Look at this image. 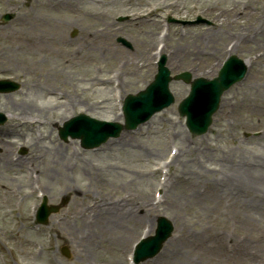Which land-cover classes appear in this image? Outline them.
<instances>
[{
    "label": "rangeland",
    "instance_id": "374dc122",
    "mask_svg": "<svg viewBox=\"0 0 264 264\" xmlns=\"http://www.w3.org/2000/svg\"><path fill=\"white\" fill-rule=\"evenodd\" d=\"M47 1L0 0V28L12 25L19 12H32L34 15L46 16V19L53 20L50 23L51 27L58 26L59 29H56L58 33L64 34V36L73 42V50L78 48L80 44H84V41L80 42V38L83 36V28L86 25H90L89 29L87 28L89 30L87 33H93L94 27L98 31L99 28V30H103V28L111 24L113 31L116 33L115 36L112 35L111 37L112 44L133 52L135 49L141 48L137 40H142L143 32L152 30L158 36L161 28L168 26L169 37L165 42L167 54L181 44L183 46L188 44V41L192 37L191 34L199 36V40L195 41V49L205 50L209 48L212 52H215V42H219L218 32L223 35L227 31L222 26L225 18H227L223 11L233 9V7L237 9L233 0H230L231 2L226 4L223 2L217 3L216 0H119L121 5L114 7L103 6L105 8L104 11L109 13L110 19L104 18V21L89 22L76 14L51 15L45 5ZM174 1L182 3L180 7L183 9L181 10L180 7L176 8L172 6ZM262 2L263 0H256V3ZM151 6L157 7V11L153 14L154 19L159 21V24L156 26L151 23H142V20L138 19V16L143 15ZM93 7L99 9L97 6H89V8ZM241 8L239 6V10ZM7 14L10 15V19L4 22L3 17ZM120 17L127 19L124 22H120ZM198 18H202L204 22L197 24ZM213 34H216V37ZM119 38H124L130 45L127 46L120 43L118 41ZM231 40L234 39L231 37ZM191 41L193 40L189 42ZM156 45L157 43L153 44L150 50L154 51ZM248 46L251 47V44ZM231 53L245 62L254 60L257 65L255 68L264 77V57L261 56L263 54L262 51L255 53L235 48ZM229 55L230 51L223 49L216 57L210 56V60L207 59L205 65L207 63V67H214V73L212 70L210 72L209 68H205L209 72L205 74L200 71V68L196 67L194 70L198 71L196 73H200L197 76L210 79L217 77L222 63ZM103 57V62L94 60L92 63L84 64L81 68L71 67V69H68L67 73L69 77H66L68 78L67 86H63L60 83L61 77L54 75V70L59 69L56 67L58 61L43 57V75L39 81L45 87L53 86L54 95L51 98H54L56 103L69 102L68 93L77 90L81 96L84 93L83 100L89 98L92 99L91 101L101 102L105 97L109 98V104L114 110L113 113L116 114L117 109L112 96V83L110 82V85H105L101 81H112V74L117 73L118 70L117 61L113 59L111 61L108 55H104ZM154 63L155 60H151V67H145L146 69L135 78L128 76L124 77V79H115L119 80L120 83L122 82L120 89L125 97L128 94H136L144 90L154 80L157 74V64ZM187 64L183 63L182 65L171 66L170 61L168 60L167 62V66L173 76L188 71L192 73V68H189ZM107 66L108 68H106ZM249 73L250 70H248V75ZM7 79L20 84V89L14 93L0 94V112L5 114L8 119L3 126H0V160L3 161V158L8 154L13 157L18 156L20 160L17 162H22V170L16 173L5 172L4 174L0 170V244H4V254L6 256V263L0 261V264H116L114 261H120V264H129L127 258L131 253L133 244L139 240L140 235L149 234V232H145L146 227H153L154 229L150 235L154 233L158 217L165 216L172 222L174 226L173 238L184 222H189L190 227L188 230L194 233L198 230L197 225L200 220L208 221L213 217L211 216L212 210L206 208L204 203L202 205L203 208L196 207L192 211L189 210L191 207L187 206V202L182 200L176 211L171 212L167 209V205L172 200L174 194L182 196L180 182L178 183L179 177L180 179H186L187 185H196L195 191H198L201 187V192L204 193L203 196H207L208 191L202 188V186H214L215 182L222 181L223 162H225L222 161V158L225 157L226 153L232 151L236 155L235 159L238 160L241 158H251L252 153L250 151L259 150L261 147L264 149V116L246 119V123L251 120L254 123L253 126L249 127L245 126L244 120L243 123L241 119L238 121L237 118L228 120L231 124L234 120L236 121V124L232 125V128H234L233 132H226L229 126L225 124V121L220 122L219 120L218 113L225 95L230 91L237 93L235 90L242 85V82L234 85L224 93L220 109L214 115L212 126L208 133L199 137L193 136L188 132L185 119L181 118L178 112L179 102L188 96L190 86L183 82H172L171 88L176 98L173 106L155 115L149 122L142 125L139 130L123 132L119 138L113 139L120 143L117 148L105 153H99V150L104 147L103 145L95 150H86V153L98 151L95 154H99L94 158L93 162L100 164L99 166L104 169L103 172L107 174L108 186H106V190L102 189L104 188L103 185L94 182L96 170L90 167L88 171L77 169L74 173L69 174V180L72 183L75 182L76 187L87 183L83 182V175L84 177L88 176V174L90 176L93 175L91 176L93 182L91 191L96 194V198L93 196L92 200L105 197L108 201L113 199L115 202L126 203L125 205L128 208H137L135 212L137 214L134 219L139 223V225L137 223L133 235L125 232V230L128 229L127 226L131 230L132 224L136 225L135 220H132L131 225L127 223L118 226V229L122 231L121 235H123L120 240L121 244L118 246L109 245L106 241V236L101 231H98L97 237L90 244V247L83 254H78L79 241L80 239L83 240L85 235L81 233V222L79 220L73 218L68 221V214L72 216L73 213L71 211L74 206L73 193L66 191L69 182L64 181L62 177L51 179L50 181V179H46L41 173L44 169L49 168V156L46 155L47 152L45 150L46 147H50L51 141L55 142V147L60 146L63 149L69 150V153H74L77 150L82 153L84 150L80 147L78 140L70 139L68 142L60 140L58 136L59 126L80 113L91 116H94V114L88 113L87 108L83 104H79L76 108H73L72 105L68 108L64 106L61 110L59 108V112L56 114L52 113L48 117H42L40 122L37 119L29 118L20 121L19 119L22 118L20 112L7 111L6 106L10 105V101L12 103H20L25 99V95H29V89L31 88L28 82L31 79L21 71H0V80ZM123 81L130 85L124 86ZM86 88L89 90L84 92ZM180 90H184L185 93L180 95ZM32 94L33 91L30 95ZM62 97L66 99L59 100ZM44 101L43 98H39L40 103ZM24 121H26V124L22 125ZM112 122L123 123L124 120L122 118L119 121ZM237 122L239 124L238 127ZM27 127L30 129H27ZM14 130L24 131V137L20 140L14 136V133L12 134ZM180 132H184V135L181 136ZM229 133L232 135H229ZM124 138L127 141H123ZM183 141H185V144ZM259 142L260 144H258ZM35 143L39 150H36V147H30ZM207 144L214 148L212 150L205 149ZM172 149H178V151L183 149L184 155L178 162H173L166 179L160 180L162 176L166 175L163 173L164 168L162 164L169 159ZM84 158L90 159L86 154H84V157H81V159ZM78 163L79 166H82L80 162ZM32 173L37 174L38 178H40L37 186L48 198L49 205L59 206L62 202L67 203L60 208L58 213L51 216L47 226L38 225L36 222L35 213L41 203V198L38 190H33L31 181H28ZM16 179L25 180L24 184L28 186L26 189H22L20 192L22 195L19 199L15 197L17 193L15 195L4 193L6 188L10 191L19 188V184L15 182ZM155 195L158 196L156 198L157 202L161 201L162 198L163 202L158 203V207L153 209L151 205L154 203ZM21 197L23 198V203L17 207L16 204L21 201ZM5 199L8 200L7 206L4 204ZM86 201L84 199V205H91V203H87ZM198 201L200 202V200ZM194 204L196 205L197 201ZM201 209H204V211ZM9 210H11L10 213H8ZM222 210H215L214 218L216 219V223L205 225L208 229L199 230L201 233L200 237L197 236L191 240L192 251L194 249L195 251L197 250L196 244L204 241L205 238L203 237L205 233H216L229 242L238 243L240 241L247 243V248L251 252L250 255H254L256 250L263 246L264 225L262 228L259 226L251 228L242 226L239 221L235 220L232 214L225 213ZM38 247L41 250H38ZM65 248L69 250L68 257L63 253ZM168 250H171L170 244L165 243L163 250L158 256L142 264H153L155 262L163 264L161 261L165 259ZM217 256L210 258L209 255L205 259H202L198 254H192L194 259H199V264H239L233 261L236 256ZM246 258L241 261V264H248L249 260H251L249 256H246ZM219 260L222 262L219 263Z\"/></svg>",
    "mask_w": 264,
    "mask_h": 264
},
{
    "label": "bare ground",
    "instance_id": "6f19581e",
    "mask_svg": "<svg viewBox=\"0 0 264 264\" xmlns=\"http://www.w3.org/2000/svg\"><path fill=\"white\" fill-rule=\"evenodd\" d=\"M220 3H230V0H216ZM233 9H228L223 11L226 14L224 24L222 25L227 29L222 34L218 32L219 42H215V52L207 48L205 50H197L194 48L195 41L199 40V36L191 34L192 37L188 41V44L183 46L182 44L167 54L165 46L163 47L160 55L152 53L151 46L157 42V36L152 30L143 32L142 40H137V43L141 46L140 49H135L133 52L122 49L119 46L112 44V35L115 36L113 31V26L109 24L103 30L93 29L94 32L87 33L89 26L83 28V36L80 38V42L84 41V44H80L78 48L72 50L73 42L68 39L64 34L58 33L56 30L59 27H51L50 23L52 19H46V16L34 15L30 13H21L16 16L15 21L12 25L8 27L0 28V71L3 72H14L21 71L24 72L25 76L29 77L28 84L31 89H29V95L33 91L32 95H25V99L20 103L9 102L10 105L6 106L7 111H18L21 115V120L25 118L37 119L40 122L42 117H48L52 113L56 114L66 106L67 108L72 105L76 108L77 105L83 104L87 108V112L94 114L93 117L99 118L106 121H119L123 117L118 113H113V108L110 106L109 98L105 97L101 102L91 101L92 99L84 98L83 95L78 94L77 90L68 93L69 102L56 103L54 98L53 86H43L39 79L43 75L42 69L43 60L42 58L56 59L58 61L56 67L59 69L54 70V75L62 78L60 83L63 86L68 84V69L71 67L81 68L84 64L92 63L94 60L103 62V56L108 55L110 60L117 61V79H124V77L130 76L135 78L141 74V72L151 67V60H155L157 56L169 55L168 60L171 66L187 64L189 68H192V73L196 77L200 73H196L194 69L196 67L200 68L202 73L208 74L205 68H209L210 72L214 73V67H207L205 61L210 60V56L216 57L223 49H226L230 42L234 41L235 45L233 49L239 48V50L245 49L248 52H258L262 51L261 55L264 57V0L262 3H256V0H233ZM45 5L47 6V11L49 14H62V15H73L82 17L85 20L90 21H104L105 19H110L108 12L104 11L103 6H117L121 5L119 0H48ZM182 5L179 1H174L172 6L179 8ZM89 6H97L89 8ZM239 6L242 7L239 10ZM102 7V8H101ZM181 10L183 9L180 7ZM146 15H141L142 23L153 24L154 26L159 24V21L149 16L155 13L154 9H149L146 11ZM105 18V19H104ZM50 21V22H48ZM88 28V29H87ZM85 29V30H84ZM86 31V32H85ZM216 37V34L214 35ZM234 40L230 41V38ZM193 38V39H192ZM165 38V42L167 41ZM247 40V41H246ZM183 41V40H182ZM251 44V47L248 46ZM209 49V50H208ZM232 49V51H233ZM205 57V58H204ZM249 67L250 73L247 74L246 78L242 82V85L235 90L237 93L229 92L225 95L221 109L218 113L220 122L225 121L229 127L226 132H233L232 128L236 121L231 124L228 120L232 118H237L238 121L241 119L245 121V126H253V121H247L246 119L254 117L264 116V77L261 72L256 69L257 66L254 60L246 61ZM146 67V68H145ZM108 68V66L106 67ZM55 69V68H54ZM53 72V71H52ZM211 73V74H213ZM108 81H101L102 84H109ZM71 83H73L71 81ZM112 83V82H111ZM122 83V82H121ZM123 85L127 87L130 85L123 81ZM123 86V87H124ZM86 88L84 92L88 91ZM184 90H180L179 94H184ZM86 94V93H85ZM122 99L124 95L122 93ZM39 98H43L45 101L43 103L39 102ZM66 98H64L65 100ZM12 103V104H11ZM108 115V116H105ZM105 118V119H104ZM39 119V120H38ZM169 120V119H168ZM170 121V120H169ZM26 124L24 121L23 125ZM44 125V124H43ZM16 126V125H15ZM239 126L237 122V127ZM225 128V126H224ZM27 129H30L27 127ZM27 132V131H26ZM14 133V134H13ZM12 134L18 137L20 140L24 137L25 132L14 130ZM181 136L184 132L179 133ZM229 135H232L229 133ZM122 139V137H121ZM119 139V140H121ZM126 138L123 139V141ZM127 141V140H126ZM185 144V141H183ZM260 144V142L258 143ZM55 142L51 141L50 147H46V155L49 156V168L44 169L41 173L46 179H57L61 178L64 181L69 182L66 191H71L73 193V210L71 214H68V221L71 219H77L81 223V233L85 235L83 240L80 239L78 245V254H83L90 244L96 239V234L101 231L104 236H106V241L109 245L118 246L121 244L120 240L123 235H121L118 226L123 224L131 225L132 220L136 221V225L132 224V229L128 227L125 232L133 235L136 230L138 221L134 219L137 213V208H128L122 202H115L113 199L110 201L107 198H97L92 200L93 196L96 198V194L91 191L92 180L89 175L84 177L83 183L80 186H75V182L72 183L69 180V174L74 173L77 169L92 168L95 171L94 182H98L103 185L106 190L108 186L107 174L104 169L93 162L99 153H105L117 148L120 143L111 139L104 147H102L98 154L96 152L82 151L80 153L78 150L74 153H69V150L63 149L60 146L55 147ZM36 143L30 147H36ZM53 146V147H52ZM213 149L211 145L207 144L205 149ZM36 150L39 148L36 147ZM41 150V149H40ZM252 154L251 158H241L235 159L236 155L230 151L226 153L222 158L223 169H222V181L215 182L214 186H202L208 191L207 196H203L204 193L201 192V187L198 191H195L196 185H187L186 179L178 178V183L180 182V188L182 190V196L179 194H174L172 200L168 203L167 209L174 212L179 207L182 200L187 202V206H190L189 210L194 211L196 207L203 208V203L206 208L212 210L211 216H213L208 221L200 220L197 225L198 230L194 233L189 232L190 224L189 222H184L180 230L177 231L175 237L168 241L171 250H168L165 259L161 262L163 264H199V259H194L192 254H198L200 258L205 259L210 255V258L223 256H236L233 261L241 264V261L247 259L249 256L248 264H264V243L261 248L256 250L254 255H250V250L247 248V243L245 242H229L222 236H218L216 233H205L204 241L195 245L197 250L192 251L191 240L195 239L197 236L200 237L201 233L199 230L208 229L205 225H211L216 223L215 210L223 209L225 213L232 214L235 220L239 221L242 226L263 227L264 225V149L263 147L250 151ZM86 154L90 159H81ZM184 155V150L178 151L175 156L174 162H178L179 159ZM82 166H79V163ZM96 162V161H95ZM0 170L1 173L5 172H17L22 170V162H15L12 155L8 154L3 161L0 160ZM25 180L16 179L15 182L19 184V188L10 191L5 189V194H16V199L22 195L20 193L22 189H26L28 186L24 184ZM29 181V179H28ZM31 181V180H30ZM14 197V199H15ZM87 200V203L91 205H84L83 201ZM200 200V202L198 201ZM197 201V204L194 203ZM194 202V203H193ZM23 201L17 203L22 204ZM122 203V204H121ZM220 203V205H219ZM4 204L8 205V200L5 199ZM153 209L154 207L151 205ZM183 207V206H182ZM204 211V209H201ZM197 212V211H195ZM141 221V220H140ZM144 221V220H143ZM142 223V222H141ZM139 225V223H138ZM144 225V224H143ZM152 232V230H150ZM150 232V233H151ZM25 240V239H24ZM28 241V240H26ZM86 244V245H85ZM131 244V242H130ZM89 245V246H88ZM4 247V244H0V249ZM86 248V249H85ZM252 257V258H251ZM120 264L121 262H116ZM222 261L219 260V263ZM153 264H159L157 262Z\"/></svg>",
    "mask_w": 264,
    "mask_h": 264
},
{
    "label": "water",
    "instance_id": "95a60500",
    "mask_svg": "<svg viewBox=\"0 0 264 264\" xmlns=\"http://www.w3.org/2000/svg\"><path fill=\"white\" fill-rule=\"evenodd\" d=\"M164 63H165V59L162 62V67L160 69L159 75L156 77V81L151 85V87L146 92L140 93L137 97H132V96L129 97L128 103L126 105V121H127L126 127L127 129H132V128L137 127L138 122L141 121L139 119L140 117L138 116L142 114V110L144 109L148 110V106H150L149 103L148 105H146V103L151 98L152 91L154 90V86H158L160 84V81L158 79H161V77L163 78V80H164V77L167 78L168 75H167L166 70L164 69ZM241 65H242V62L238 60L236 57H233L228 63V66H226L224 70L222 71V74L219 79L211 83L204 81V80H200L193 85L194 91L192 93L193 95L191 99L193 103L195 102L199 105L203 113L198 116L191 117V114L186 107V103H184L181 107L182 114L188 115V118H189L188 125L193 133L202 134L206 132L208 126L211 123L212 114L216 111L218 107V102H219V98L221 94L224 92V90L229 88L234 82L241 80L244 77L246 69L242 68ZM182 77H185V76H182ZM186 80L188 81V79ZM169 81L170 79H167L166 87ZM202 83H204V85L206 84V86L209 88L208 94L210 96H202L201 98L197 99L195 97L199 94L200 89L198 88L202 85ZM133 105L135 106L139 105V106L135 110H133V108L135 107ZM153 109L159 110L161 108H153ZM146 110L144 112H146ZM80 119L91 120L86 116H80ZM4 121L5 120H2L1 122H4ZM97 123H104V122H97ZM70 125L71 124H69L66 127V129L62 130L61 132V136L65 140L67 139V136L71 134L74 138H82L85 147H88V148L96 147L100 145V143L103 141L102 140V138H104L103 135L97 134L96 136L94 135V137H92L93 133L91 131L89 132V131L83 130L82 135L77 134V133H72L70 131ZM122 129H123L122 126H118V132H120ZM48 211L50 213L55 210L50 209ZM40 217H41V214H40ZM172 230L173 228L170 222L164 218H161L159 220V228L157 231V235L153 238L148 239L147 241L141 244L138 255H137V261L151 257L157 252H159V250L162 247V244L170 237Z\"/></svg>",
    "mask_w": 264,
    "mask_h": 264
}]
</instances>
